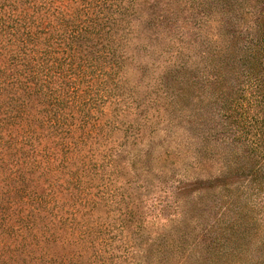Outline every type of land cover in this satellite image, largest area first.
<instances>
[{
  "label": "trees",
  "instance_id": "obj_1",
  "mask_svg": "<svg viewBox=\"0 0 264 264\" xmlns=\"http://www.w3.org/2000/svg\"><path fill=\"white\" fill-rule=\"evenodd\" d=\"M197 86L225 130L183 169ZM0 264H264V0H0Z\"/></svg>",
  "mask_w": 264,
  "mask_h": 264
},
{
  "label": "rangeland",
  "instance_id": "obj_2",
  "mask_svg": "<svg viewBox=\"0 0 264 264\" xmlns=\"http://www.w3.org/2000/svg\"><path fill=\"white\" fill-rule=\"evenodd\" d=\"M142 28H144V27H142ZM144 29L145 30L140 33V40H139L143 44L140 43V46H137L138 49L135 50L136 62H149V61H152V62L155 61L156 62L158 59L157 57L160 56L159 53L166 49V48H164L165 41H162V42L157 41L155 43V50L156 51L155 52H149L148 49H145L142 47L145 44L150 42L148 40V29H146V28H144ZM145 36H146V38H145ZM158 50L160 52L158 53V55H156L157 57L155 58V60H153L152 54H155ZM159 59H161V58H159ZM156 69H158V67H155V70ZM132 75H133V73H132ZM133 78H134L133 79L134 81H137L139 78V75H134ZM143 79L144 80H141L142 84H144L146 82L148 83V80H149L148 70H147V73L145 74V76H143ZM142 87L144 88V86H142ZM195 90L201 94V96H200L201 99L199 101H194L191 99L188 101L189 103H186V105L189 109H193L194 111L196 110L197 111L196 114L193 115V117L189 116V117H186L185 119H183L180 122V125L175 127V131L177 133L174 134V133L170 132L169 136L164 138L165 134L163 132H160L159 135L162 139H164V143H163L164 145L157 144L159 142V140L157 139L155 141V150L153 151L154 155H158L160 153L162 154L165 150H170L172 147L174 148V145L176 143L184 142L183 145H181V147L179 145V147H177V150H176V151L180 150V152L178 153L180 155L172 158V159H175L177 162H179L180 166L183 169L186 168L188 166V164L191 165L190 163L194 162L193 159L196 158V156L199 157V155L197 154L196 151H197V149L199 150L201 145H203V142L199 140V136H200L199 132L200 131H203V130H206L209 128H211V131H218V132H221V131L223 132L225 130V124H223V119L219 118V116L217 115L218 110H217L215 104L211 103L213 101V99L210 97V95L207 94V92L202 90L199 86H197ZM197 117H198V119L196 120V124L190 123L191 118H197ZM162 124L163 123H161L160 126H162ZM146 129L148 130V128H146ZM123 133H124V130H121L119 132V134H121V135ZM146 135H147V131H146ZM178 135H181L182 139H180V137L178 138L177 137ZM145 140H146V137H145ZM213 147H215L214 144L213 145L212 144L205 145V148L207 149L206 151H208V152H213L212 151ZM218 151H222V145L217 147L216 152H218ZM238 151L243 156L245 155L243 148H239ZM162 156H165V152L163 153ZM169 160L171 162V159H169ZM242 161H244V160L243 159L240 160L239 164L237 162L236 165H241V167H242V165H243ZM156 162H157V160H155V163ZM210 162H211V164L216 166V168H219L220 165H223L222 161H219V160L215 161V159L211 160ZM168 165H169V161H168ZM238 170H243V168L236 167V168H233L231 171L236 172ZM200 171H202V170L199 168L197 170H194L193 168H191V171H189V172H190V174H192V177L193 176L195 177V176H198ZM167 172L168 173L163 172L160 175L158 174L155 178L152 179L154 181V183L157 185L156 190L158 191V193L161 192V190L163 188L164 189L169 188V185L175 179H177L179 177L178 175H176L177 172H179L178 168H175L174 172H172L170 170H168ZM201 173L206 174V172H204V171ZM131 190L134 191L135 188H132ZM185 191H186L185 192L186 194H184L181 197V203L183 204L186 200H188L186 205H189L188 207H192L193 204H189V203L193 198L187 196L188 188ZM162 195H164V194L162 193ZM172 198H173V200H175V199L177 200L178 196L173 195ZM210 214L212 216H214L215 211L212 210L211 213H210V211H208L207 216Z\"/></svg>",
  "mask_w": 264,
  "mask_h": 264
}]
</instances>
